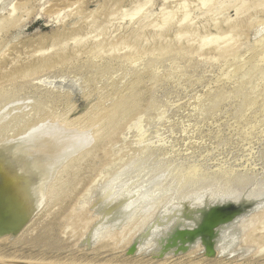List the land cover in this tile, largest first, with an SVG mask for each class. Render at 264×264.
<instances>
[{
	"label": "rangeland",
	"instance_id": "obj_1",
	"mask_svg": "<svg viewBox=\"0 0 264 264\" xmlns=\"http://www.w3.org/2000/svg\"><path fill=\"white\" fill-rule=\"evenodd\" d=\"M216 21H218V22H216ZM252 21H254V22H252ZM255 22L257 24H254ZM258 22H260V23H258ZM248 23L251 24L250 27H249ZM263 23H264V0H0V88L4 87V86L8 87L7 86L8 84L10 86L14 83H24L25 79H28L26 81H28L30 83L31 80L29 81V78L31 79L32 75H30V74H32V73H33L34 77H35V75L38 77V78L37 77L32 78L34 80V81L32 80L33 84L34 83H40V84L46 83V84L52 85V84L56 83L54 85V87L56 86L57 88L58 87L60 88V87H62V85H64L67 82V80H63V82H62L61 79L51 78V76L52 75L56 76V74L59 73V70H60V68H62V66L70 65V62L73 64L75 62V59L78 56L79 57L81 56L83 58L86 56V54L90 50H92V49L97 50V49H100V47H102V46H103V48L100 49V52H102L103 54L105 53V55H107V54L111 55L115 52L114 53L115 55L117 53H120V54H117L118 56L120 55L119 57H121V55L123 57H125V55H126V57H127L128 54H133V53L134 54H136V53L141 54L142 51H143V53H148L149 51H150V53H152L151 51H154L160 47H163L164 44H166L165 46H169L171 43H173V44H171V47L175 46L174 48H182V46L183 47L185 46L184 48L190 49V47H191L190 50L185 49V52L188 53L189 59H191V58L194 59V60L191 59L192 63L189 65V67H187L188 65L184 64V62H181L182 65L179 64V66L181 65L182 67H184L186 65L184 67V71H183L186 74L182 72L183 68L181 66H180L181 68L179 66H178L179 68L177 67L179 70L176 69L175 71H172V73H171L169 71L167 63H166V66L163 65V66H160L158 69H155V70H157L155 73L158 76H160L159 77L160 79L158 78V80L156 82L153 80L154 84H153L152 80L150 81V78L146 77L145 78L146 80L144 79L145 82L143 81L142 84L139 86V88L142 86H143V88H140L141 90L140 89L137 90V93H135V95H134L135 99H134L133 95H131L133 98H131L132 100L130 99L128 101V102H130L129 106H128V102H126L127 105L125 104L124 111L122 113L120 112L124 116H122L120 113L117 114V112H115V110H114L115 108L113 105H114L116 99L114 100L115 95L112 96V93L115 94V92H114L116 90L115 88L120 87L126 81V79H124L126 77L122 76L121 73L119 75L122 77L117 76V75L115 77H117L116 79H118V80L121 79L122 83L119 81L120 82V84H119L118 80H116L118 82V85L116 82H115L116 84L114 85L113 84L114 81L112 80L113 82L110 81L109 87L104 86L105 90H102V89H104V88H102L103 87L102 85H104V83L99 84L97 87L91 86V87L85 88L84 86L82 87L79 84V81L77 78H75L73 76H71L72 78H69L68 83H66L67 86L65 85V87H67V89H68V84H69V87L71 86V89L74 91L73 93L75 95V97L71 101L72 102L71 105H73V103H75L76 106L78 107V108L77 107L75 108L74 107L75 104H74L73 108H75V109H73V112H71L72 114H70V117L71 118H75L76 116L79 117L83 114L84 111H86V113H88L90 111L89 113L93 114V115H90L88 113V115H89L88 116L84 112L87 116H84V117L82 116L83 119L86 117L89 118L90 116L94 117V114L96 115V114L101 112L99 108H101L103 111H105L106 106H108L106 112L108 111V113H110L109 110H113V112H115V114H113V113L111 114V118L113 117V119H112L113 121H111V123L109 122L112 126L110 124H108V126L110 128L111 127L112 128L111 129L107 128L108 131H111V132H107V134L105 136L106 139L105 138H104L105 140L103 139L104 143H102L103 142L102 141L100 143L101 145L96 146V148L94 147L95 149L92 148L93 151H92V149H90L87 151V153L83 154L82 155L83 157H81V159H79L76 162L78 164H75L72 167L73 170L70 168L71 171L69 170L67 175H65L64 177L61 178L60 182L56 185V190L54 191L53 199L55 201L52 200L47 206H44V207H42V209L38 210L39 211L38 213L35 212V214L29 213V212H27V214H26V212H23L24 214H22V212H21L20 214L22 216L20 214H17L16 215L17 217L14 216L11 218L12 221L8 220L6 222L4 220V217H2V215H0V217H1L0 221L2 219V222H4V224L3 223L0 224V233H1V231L4 230L1 233L2 235L1 234L0 235H1V237L4 236L5 238H7L9 236L7 239H5L4 237L3 238L0 237V240L4 239V240H2L3 242L0 241V243L2 244V245H0V248H1L0 253L5 251L3 254L0 255L1 256L0 258L5 260V261L0 262V264H2V263H4V264H19V263L20 264H25V263L31 264L32 261H33V263H35L34 262L35 260L38 261V262L36 261L38 264L39 263L41 264L42 262H40V261L42 258L44 259V262H45V263L43 262L42 264H47V263L50 264V262H51V264H53V263L54 264H63V263L64 264H70L68 262H72V264H78V262H80L79 264H85V263L86 264H92V263L93 264H96V263L97 264H104L106 261L112 262V261H116L120 257H121L120 259H123V258L125 259V258H128L130 256H133V257H139L140 256V257H145V258H147V257L148 258H157L158 256L159 257L161 256L160 254L159 255L155 254L157 252V249H158V251L159 250L161 251V248H158L160 246L159 245L160 243L158 241L159 239L157 240V238L162 237L159 235L160 234L163 235L167 231L169 232L168 229H171L172 226H174L172 219L175 223L177 222V220L179 221V219H180L178 213H175V211L179 210V207H178L179 203L175 200L176 196H177L176 199H178V197H180V198L185 197V199H188L190 201H193V200L195 201V199H196V201H199L201 198L204 199V198H208V197H213L215 195L217 196L220 194H224V192L227 189L228 190L226 191V193H229V192L230 193H232V192L239 193V191H240V194L241 193L243 194V193L249 192L250 190H252L254 188H257L256 189L257 191L259 190V191L264 192V182H263L264 181V163H263L264 162V128H263L264 127V113H256L255 110L257 111V109L250 107V108H248L249 112H250V110L252 112L249 113L248 109H247V111L244 114L245 118L243 117L242 120L237 119V113L234 110L237 109V107L239 105L238 103L241 102L242 97L240 95H237L238 97H236L233 93L237 89L236 88L237 87L236 79H240V78L245 79L246 76L244 74L242 76V74H241V75H239V77L237 76V78H234L233 77L234 75L232 72L235 69V65L236 66L242 65L245 62L244 60H247V58L252 57V55H254L256 53V51H257L256 46H258L260 44L261 40L264 38L261 36L262 34L264 35V30L262 29V28H264V26L263 25L261 26V24H263ZM240 27H241V29H240ZM260 27H261V29H260ZM259 32H260V34H258ZM167 43H170V44L167 45ZM139 45H140V47H139ZM147 47H149V48L152 47L153 49L152 48L149 49ZM230 48H232V49H230ZM233 49L235 50V52L238 55L234 52ZM192 50H194V51H192ZM230 50L233 51L235 55L232 53L230 54V52H231ZM130 51H132V53H130ZM190 51L192 53L194 52L195 55L193 53V56H190V55H192V53ZM227 51H229V56L225 58L224 55L228 54ZM249 51H250V53H249ZM150 53H148V54H150ZM222 53H223V55H222ZM252 53H254V54H252ZM123 54H125V55H123ZM220 54H221V57H220ZM61 55H63V56H61ZM64 55L65 56L67 55V56L65 57ZM83 55H85V56H83ZM243 56H245V57H243ZM62 57L63 58L65 57L64 60ZM70 57H72V58L70 59ZM81 57L78 59H81ZM123 57H121V58H123ZM48 59H49V61H48ZM53 59H56V60L61 59L62 61L59 62V60H58L57 62H55ZM227 59H229V60H227ZM261 59H259V60L260 61L263 60L262 62L258 61V64H260V66H262L261 63L264 64V59H262V60ZM69 60H72L73 62L69 61ZM241 60H242V62H241ZM66 61H67V63H65ZM43 62H44V64H43ZM46 62L48 64L50 63V65L46 64ZM53 63H54V65H53ZM230 63L232 65H230ZM58 64H60L59 67H58ZM192 64H193V67H192ZM27 66H29V68H27ZM232 67L234 69H232ZM23 68H25L26 71ZM58 68H59V70H58ZM164 68H165V70H164ZM261 68L264 69V65ZM55 69H56V71H55ZM185 69H187V70H185ZM223 69H225V70H223ZM180 70H181L182 74L180 73ZM188 70L190 72H188ZM194 71H195V73H194ZM36 72H37V74H36ZM56 72H58V73H56ZM21 73H22V75H21ZM24 74H27L28 77L30 75V77L28 78L26 76L27 78L25 77V79L23 80L22 76ZM41 75L42 76L44 75V76L42 77ZM224 75H225V77H224ZM252 75L251 76L249 75L250 77L248 76L249 78L247 77V79H246L247 82L249 81L246 91L251 93V94L246 93V95L251 96L250 98L255 97L259 93V90L263 87V83L261 80L262 76L261 77L259 76V75H261L260 71H259V73H257V74L253 73ZM13 76H14L15 80H13ZM187 76H189V78ZM251 77H252V79H251ZM233 78H234V80H232ZM122 79H123V81H122ZM197 79H198V81H197ZM22 80L24 82H22ZM48 80H50L51 82ZM14 81H16V82H14ZM10 82H11V84H10ZM70 84H72V85H70ZM107 84H109V83L107 82ZM111 85H113L114 87L116 86V87L114 88ZM256 85L257 86L261 85L260 86L261 88L257 87ZM94 87H95V89H94ZM110 87H112L113 89L112 88L110 89ZM217 87H219V92L220 91L221 92L222 91H224V92L228 91L227 93L229 94V96H228V99L226 98L224 103H222L223 105L222 104L220 105L219 110L216 111V114L215 113L211 114L212 118L210 117L209 114H208L209 116L207 117L206 113H205L206 114L205 115L204 112H201V111H203V109L205 107L203 108L204 104L202 105V103H200V102H202V98H204V95H206L208 93H212V91H213L212 89H214L213 92H217V89H218ZM88 88H90V89H88ZM96 88H98L99 90ZM255 88H257V90L259 88L258 92L256 91ZM84 89H86V90H84ZM92 89L95 91H93ZM250 89H252L253 91L251 90L252 91L251 92ZM108 90L111 91L112 93L109 92ZM112 90H114V91H112ZM90 91H92L95 94V96ZM96 91L100 92L99 95H101L103 93L104 94L101 96H98V94H96L97 93ZM138 91H140L141 93ZM84 92H86L88 95ZM90 93H91V96H90ZM202 93H204V94H202ZM81 94H83L84 96H82ZM137 94H139V95L137 96ZM231 94L234 96L232 97ZM254 94H255V96H252ZM85 95H87V96L85 97ZM107 95H109L108 98H107ZM93 96H94V98H93ZM163 96H164V98H163ZM200 96H201V100H200V98L196 99V97H200ZM84 97H85V99H84ZM105 97L108 100H110L111 102L106 100ZM98 98H99V100H98ZM101 99L106 100V101H103ZM85 100H87V101H85ZM96 100H98V101H96ZM198 100H199V102H197ZM99 102H101L103 104V106ZM112 102H113V105L111 104ZM153 103H154V105H153ZM157 103H159V104H157ZM199 103L201 104V106ZM205 103H207V102H205ZM100 105L104 108H102ZM109 106H112V107L109 108ZM151 106H153L152 108H154V109H152V108L149 109V107H151ZM154 106H157V107H154ZM221 106H222V108H221ZM234 106H236V108ZM86 107H88V109H87L88 111L85 110ZM196 107H198V108H196ZM94 108L96 110H94ZM220 108L222 109V111ZM98 109H99V112L97 111ZM147 109H148V111L150 110L152 113H153V110H155V112L153 113V114H155V117L153 116V114H150V112L148 113L147 116L149 117V115H152L149 117V119H151V121L155 120L156 122L150 121L151 123L149 122L148 129L147 128H143L145 130L140 129V133H139V130L136 129V131H135V128H133L132 125L135 121L134 120L135 118L137 119V117L143 116L142 113L144 114V113L148 112V111H145ZM196 109L199 110L201 112V114H200V112L198 113V111ZM252 109H254V110H252ZM92 110H94L93 111L94 113L92 112ZM193 111L195 112V114L193 113ZM196 111L198 113V116H197ZM226 111H227V113H226ZM219 112H220V114H219ZM217 113H218V116H217ZM234 113H236V117L234 116ZM103 114H105V113L103 112ZM116 114H117V116H120L117 119H116V117H117ZM138 114H140V115H138ZM189 114L192 116V118H194L196 116L195 118L197 120L194 118L195 119V122H194V119H192V118L188 119V118H190ZM158 115H161L162 117H160ZM204 115L206 116V118L210 117L208 119L209 121L205 118ZM248 115L250 117H248ZM164 116H165V118H164ZM96 117H97V115H96ZM198 117H200L199 119H202V117H203V118H205L204 120H207V121L203 122L204 120L202 119L201 121L203 122V124H201L202 123L201 121L198 122V120H199ZM114 118L118 121V123H117V121H115ZM131 120L132 121L134 120L133 123ZM247 120H249L250 122L247 123ZM183 121L185 123L187 121L188 122H187V124L183 125V123H184ZM189 121H191V123L193 122V124H190ZM196 121L199 124V125L197 124V126H196ZM112 122H113V124H112ZM181 122H183V123H181ZM259 122H261V123H259ZM121 123H123L124 125ZM128 123L132 127V129L134 130V131L132 129L130 130L131 127L128 125L129 127H127V128L130 130L131 134L128 133V130L125 127V126H127ZM152 123H153V125H151ZM254 123H255V125H254ZM181 125H182V127L180 128ZM190 125L191 126L193 125L194 131L191 129ZM202 125H204L205 127ZM245 125H246V127H244ZM183 126H185L186 128L185 127L183 128ZM158 127H160V128H158ZM174 127H175V130H174ZM198 127H200L202 130ZM202 127H204V129ZM149 128H151V130H149ZM171 128H173V130ZM176 128H178V129H176ZM246 128H247V130H246ZM181 129L183 131L186 130V131H184L185 133ZM187 129H188V131L192 130L193 131L192 134L189 133L190 131L188 132ZM196 129L198 130V132H196L197 131ZM146 130L147 131L149 130V132L145 133ZM180 131H182L183 133ZM176 132H178V133H176ZM186 132H188L189 134ZM134 133H136V134L138 133L140 136L138 134H137L138 135L137 136ZM149 133H152V135H154V136L150 135ZM154 133L157 134L160 139L157 137V135L155 136ZM193 133L194 134L198 133L199 136L201 133V136L202 137L204 136V138L202 139L201 136L200 137L197 136L198 134L193 135ZM132 134H134L136 136H133ZM186 134L189 137L186 136ZM243 134H244V136H243ZM111 135H112V137H111ZM252 135H253V137H252ZM146 136H148V137H146ZM149 136L152 140H154V139L155 140L152 141L151 139H148ZM192 136L195 138H193ZM245 136H247V137H245ZM140 137L141 138L145 137V138H143V140L147 139V140H149L148 141L149 143L146 140L142 141V139H140ZM153 137H155V138H153ZM156 137L158 139H156ZM183 137H185L184 140H183ZM220 137H221V139H220ZM164 138L166 139L165 141L163 140ZM172 138H174V140ZM189 138H191L190 141H189ZM248 138H249V140H248ZM169 139L173 141V144L170 143ZM179 139H180L181 143L179 142ZM150 140H151V142H150ZM159 140L161 141L160 142L161 145L163 142L165 143V144L163 143L164 146L163 145L161 146L159 144ZM175 140H176V142H175ZM185 140L189 143H187ZM242 140L243 141L245 140V141L243 142ZM141 142H143V143H141ZM146 142H147V144H145ZM185 142L187 144V147H188V145L191 146V145L195 144L194 146H191L192 149L197 148V145H199L200 146V147H198L199 149L204 148L205 150L206 149L207 150L206 151L204 149L199 150L197 148L198 152H199L198 153V152H196L197 149H195L196 151H193L194 149L192 150L191 147L190 148L188 147L189 149L192 150L191 151L187 147H185V145H186ZM175 143H177L176 144L177 149H176V147H174V146H176V145H174ZM182 143H183V145H182ZM148 144H149V146L152 145V146H150L149 149L153 150L154 152H155V150L159 149V147H160V150L162 149L163 154L161 153L160 150H157L158 152L154 153V155L155 154L156 155H155V157L152 158L153 164H154L155 160H157V162L159 160H161V162H162L163 157L166 156V158H171V159L174 158L172 160H174L175 162L173 161L171 163H175V165L179 161L178 165L174 166V164L171 165V163H169L170 161L167 162L168 159L164 158L163 159L164 162H162V163L163 164L167 163L166 165H168V163H169V167H171V168H172V166H173V168L174 167L177 168V166H178L177 170L181 171V169L183 168V167L181 168V166L187 167V165H188L190 170L187 169L188 167L187 168L185 167V168L189 172L191 171L190 173L189 172L187 173L186 169H182L183 173L181 171V174L179 173L180 171L177 172L180 174L179 175L181 177L180 180L183 181V178H184L185 183H186V181L190 180L192 176H194V172L196 171L195 166L198 164L197 168H196L197 170H199L198 167H200V170H202L201 172L203 174L207 171L204 174L205 176H203V177L201 176L203 179L201 178V180H199V178H198L199 181L203 180L202 181L203 183L199 182L198 180L196 181V178H197V176H196V177H193L194 180H192V181L194 182V184H197V185H194V184L192 185L191 180H190V183H188L189 181L187 182L188 185L190 184L189 187L187 184H185L186 188L184 187V185L179 187V190H183L182 195H180L182 193V191H181V193L180 192L176 193V189L172 188V187H171L172 190H169L170 192H167L168 190L164 191V192H167L169 194L168 195L166 193V197H164L165 193L164 194L161 193L160 194L161 196L160 195H157V196L154 195L155 199L157 197V199L154 200V202L157 201L156 204L159 205L160 208L155 204H154V206L152 205L153 200L146 202V204L148 203V205L145 204L146 205L145 206L143 204L145 207H143V205L140 206L141 208L143 207L146 211L145 210L140 211L142 209L139 208L140 209L139 210L137 208L139 211V215H138L137 209H136V212L133 213V214L137 213L136 215H134L135 222L132 220V218L131 219L128 218V220H127L128 223L125 220L123 222V224H121L123 226L118 224L119 229L117 228L118 225L115 226L114 228H112L113 226L107 225L109 227L107 231H109V229H111L109 231L111 233L113 230V233L109 234L108 232H105L107 229L106 228L107 226H105V225L102 226L105 222V221L103 222V220H104V218L102 217L103 213H101V211L100 212L95 211V210L100 209L99 204H98V202H99L98 196H100V193H101L100 191H102V189L105 188V185H106L105 182L107 181V179L114 177L117 174V171H118V169L116 170V168L118 167L117 162L119 165V163H123L122 162L123 159H124L123 161L126 163V162H129L130 160H132L133 155H135V156L139 155L140 156V154L142 152H144V150L147 149V147H149ZM165 145H167V146L169 145L170 147L172 146L171 148L174 147L175 148V149L173 148L174 151L170 147H168V149L170 148L171 150L170 149L168 150ZM179 145H181L182 147ZM206 145H207V147H206ZM153 146H155L156 148ZM121 147H122V149H124V148L125 149L122 150ZM178 147L179 148L181 147L182 150L185 148L184 152L182 153L181 148H180V152H179ZM117 148H119L122 151L121 152L119 150L120 155H123L121 158L124 157L120 161H118V159H116V157H115L117 155L116 151H118ZM164 148H166V149H164ZM212 148H213V150H212ZM215 149H217V150H215ZM110 150H111V152L109 153ZM202 151L204 152L205 155L201 153ZM209 151H211V152H209ZM168 152H170V153L172 152L171 157H170ZM174 152L176 153V155H174L175 154ZM193 152L195 154L197 153L195 155L197 157L194 156ZM207 152L211 153V155L209 156V154H206ZM124 153H126V155ZM188 153H190V155L194 161H196V159H198V162L197 161L194 162L193 160L191 161L190 160L191 157ZM131 154H132V157H130ZM177 154L180 157L182 155V158H184L185 161L182 158H180L182 160H180V159L177 160L179 158V156ZM184 154H185V156H184ZM202 155H203V159L201 158ZM176 156H177V159H175ZM188 156L190 159H188ZM198 156L200 158H198ZM233 157H234V163L232 162ZM128 158H130V160ZM204 159H205V161H204ZM125 160H127V161H125ZM165 160H166V162H165ZM188 160H189V162H188ZM186 161L189 164H192V163L193 164L189 166V164ZM190 161H191V163H190ZM112 162H113V164H112ZM114 162H116V163H114ZM149 162L152 163L151 159ZM180 162H182V164L183 163L184 164L182 165ZM231 162L233 163V167H232ZM209 163H210V166H208ZM201 165L203 168L201 167ZM220 165L222 167H220ZM225 165H227L228 167H231V168L228 170V167ZM122 166L123 165H121V167ZM191 167H192V169L193 168L194 169L192 170ZM206 167H209L210 170L209 169L207 170ZM224 167H225V169H224ZM226 167H227V169H226ZM176 168H174L173 173H175L177 171ZM233 168H235L237 171H235V169H233ZM226 170H227V172L230 171V173H232V171H233V174H231L229 177H227L228 179L226 177L224 178V176L221 174V172L223 173V171H226ZM114 171L116 172L115 175L113 174ZM102 172H104V173L102 174ZM214 172L216 174H218L219 176L216 175ZM146 173L147 172H145L144 174H146ZM207 173H209V174L214 173L215 174L213 181H212L213 176H211L209 178V175ZM234 173H235V176H234ZM182 174L185 176L183 177ZM188 174H190L189 175L190 178L187 177ZM206 175H207V177H206ZM220 175H221V177L223 176L222 177V178H224L223 180H221L222 178L220 177ZM109 176H111V177H109ZM242 176H243V179H242ZM254 176H255V178H254ZM97 178H99V179L97 180ZM216 178H218V179L220 178V179L218 180ZM247 178H249V179H247ZM102 180L104 181V183ZM220 180H221V183L219 182ZM224 180L226 182H224ZM195 181H196V183H195ZM236 181H237V183H236ZM216 182L217 183L219 182V183L217 184ZM102 184L104 187L102 186ZM231 185H233V186H231ZM92 186H94V187H92ZM97 187L98 188L101 187L102 189L101 188L99 189L100 190V191H98L99 195L96 198L97 193H95V192H96V190H98ZM91 188H93V189H91ZM222 189H224V190H222ZM219 191H221L223 193H221V192L219 193ZM213 193L215 195H213ZM187 194H189L190 196L186 198L185 195H187ZM199 194L200 195L206 194V195L204 197V196H200ZM170 195H171V197H169ZM92 197H94V198H92ZM167 197H169V198H167ZM173 197H174V199H173ZM91 198H92V200H90ZM87 199H89V200H87ZM95 199H97L98 205L94 203V202H96ZM171 199L175 203L173 205L169 206V204H172ZM158 200H161V201L158 202ZM162 200H164V201H162ZM165 200H166V202H165ZM91 201L93 202V205H96L98 207L95 208L93 205H91L90 204ZM161 202L162 203L165 202V203L162 205ZM149 203L154 208L157 206L156 208L158 210L156 211V208L153 209L149 205ZM167 205L169 207V213H167L168 212ZM165 206H166V208H165ZM173 206H174V208H173ZM263 207H264V205H263ZM263 207H261V209H258L257 212L253 211V214L251 213L252 215H249V217L244 219L245 222L241 221L238 224L241 226L243 224L242 227H244V228L241 227L242 231L239 228L240 226L238 227V225H237V228H239V230L235 227L236 229L233 230V231L237 230L236 233H234L235 236H236L237 232L239 231L238 232L239 234H237V236H236L237 238L233 237L234 234L232 233L233 231L231 229V233H229L230 237L228 236L225 241L229 242V244L233 245V246H229V244L225 242V244H223L222 248H221L223 252L220 249L219 250L220 252H218L220 256L217 254V256L219 258H222L225 260L227 259L229 261H236L237 260V261H240L241 263L243 262V264H245L246 262H247L246 264H249V262H250V264H253V263L263 264L264 263L263 262L264 261V208ZM44 208H46V209H44ZM171 208H173V209H171ZM152 209L155 211H151ZM161 209H164V210L161 211ZM148 210L150 212H148ZM171 210L172 211L175 210V211L172 212ZM158 211H160L161 214L158 213ZM163 211H166V212H163ZM69 212L72 214H70ZM140 212H141V214H140ZM143 212H144L143 217L145 216L144 218L146 219L145 221L142 217ZM156 212H157V215H156ZM145 213H147L149 215H147V214L145 215ZM30 214H32V216L38 220L35 221V219L34 220L32 219L33 222H32V220L30 221V219H31L29 217V216H31ZM36 214L38 217L36 216ZM38 214H40L41 216ZM76 214H78V216ZM95 214L97 215V217L95 216ZM151 214H153V215H151ZM67 215H69L67 217L68 219L66 218ZM98 215H101V218L103 220L102 219L100 220V216L98 218ZM150 215H151V218H150ZM163 215L165 216L164 218H163ZM173 215L175 217H173ZM75 216L76 217L84 216L82 218L84 223L82 222V219H80L81 217L78 220V218H76V219L74 218ZM166 216H167V218L169 217V219L171 221L169 219H165ZM131 217H133V216H131ZM135 217H136V219H135ZM138 217H139V220H138ZM159 217H160V219H159ZM161 218L163 219L162 223L159 222V221H161ZM174 218L176 219V221L174 220ZM19 219H21V220L24 219V220L21 221ZM69 219H72V220L74 219L73 220L74 222L72 223V220L70 221ZM96 219H98V221ZM156 219H158L159 221L157 220L158 221L157 222ZM16 220L19 221L18 223H20V225H17L18 223L16 224V222H17ZM63 220H64V223H63ZM75 220H77V222H79V221L80 222L78 224H74V223H76ZM150 220H152V221H150ZM67 221H69L70 224ZM169 221H170V223H169ZM21 222L23 224H21ZM25 222H26V224H27V222L29 224L25 225ZM98 222H100L99 226L97 224ZM101 222H102V224H101ZM131 222H132V224H131ZM163 222L165 224H168V223L169 224L165 225V224H163ZM7 223L9 226H11L12 223H14L15 225L12 224L13 226H11V228H10L8 225H6ZM66 223L68 225L65 226ZM71 223L74 224V227L71 226L72 225ZM85 223L88 225H84ZM171 223H173V225ZM95 224H96V226H95ZM125 224H127V225H125ZM153 224H155V225H153ZM161 224H163L162 226L164 228H167V229H164V228L161 229L162 228L160 226ZM2 225H4V227ZM21 225H22V227H24V225H25V227L21 228ZM80 225H81V228L79 227ZM1 226L4 229H2ZM5 226L8 227L7 230H5L6 229ZM67 226H68V228H67ZM75 226L77 227L78 230L80 228L79 232H78V230L74 231L76 229ZM157 226H158V228H157ZM168 226H169V228H168ZM170 226H171V228H170ZM94 227H97V228H95V231L92 229ZM149 228H151V229H149ZM155 228H157V229H155ZM159 228H160V230H162V232L159 231ZM96 229L101 230V231L103 230V232L106 234H104L103 232L98 233ZM114 229L117 232H115ZM152 229H153V232H151ZM22 230H23V233L21 232ZM5 231H7V233ZM16 231H18V232H16ZM90 231H91L92 235L90 234ZM154 231L157 233L155 234ZM8 232H9V234H10V232H11V234L12 233L13 234L12 235L10 234L11 235L10 236V235H8ZM75 232H77V233H75ZM145 233H146V235L147 234L150 235L153 233L152 235L153 236L155 235V236L152 238V235H151V237L149 235L146 236ZM94 234L96 236L98 235L97 238ZM99 234L101 235V238L99 237ZM102 234H103V238H102ZM143 234H144V238H143ZM157 234H158V237H157ZM89 235L91 237L93 235L95 236V238H94V236L92 238H90V241H92V242H90L88 240ZM231 235H232V237H231ZM13 236H16V238L13 239ZM86 236H88V237L86 238ZM140 236H142L143 239L142 238L140 239ZM146 237H147V240H146ZM8 239L11 241H8ZM85 239H87L88 242H90V243L85 245L86 244L85 242H87V240H85ZM93 239L94 240L97 239V240H95V242H94ZM98 239H99V241H98ZM142 240H144V241H142ZM234 240H236V242H234ZM148 241L152 242L151 246L156 241V245L158 244V246L156 247V245H154L155 247L154 246L150 247V242H148ZM140 242H141L142 246L140 245ZM145 242L147 243L146 245H145ZM231 242H232V244H231ZM233 242L236 243L237 245L236 244L234 245ZM134 243H135V245H134ZM91 244H92V246H91ZM136 244L140 245V247L137 246ZM148 244H149V247L147 246ZM143 245L145 246V248L148 247V250H147L148 252H149V249H151V251H150L151 253L146 252V250L143 251V248H144ZM227 245L229 247L226 248ZM223 246H224V249H223ZM235 246H236V248L233 249L232 247H235ZM130 247L133 249H131ZM138 248H140V249L138 250ZM229 248L231 249L230 251L224 252L227 249L229 250ZM236 250L238 251L237 253H236ZM138 251H140V252L138 253ZM204 251H205V249H203V248L202 249H196L195 252H198L196 254V258H202V256L205 254ZM221 252L223 254H221ZM229 252L232 254H228ZM144 253H146L145 256H143ZM157 253H159V252H157ZM150 254H152V255H150ZM161 254H163V253H161ZM224 254H226V255H224ZM234 254H236V255H234ZM75 255L78 257H76ZM101 255H102L103 259H102ZM221 255H224V256H221ZM22 256H24V257H22ZM68 256L70 258L71 257H75V258H71L72 261H70V258ZM79 256H83V257L87 256V257H85L84 260H82V258H83L82 257L81 258L82 263H81ZM89 256H91V257H89ZM31 257L34 260H32ZM98 257L101 258L103 261L101 259H98ZM113 257H115V259ZM15 258H16L17 262L15 261ZM36 258H38V259H36ZM106 258H107V260H106ZM7 259L9 261L10 260L12 261V259H13V261H12L13 263L11 261H10L11 263L10 262L6 263V261L8 262ZM21 259L24 261H22ZM77 259H79V260H77ZM88 259H89V261H88ZM64 260H66L67 263ZM104 260H105V262H104ZM110 260H112V261H110ZM14 261H15V263H14ZM18 261H19V263H18ZM259 261H260V263H259Z\"/></svg>",
	"mask_w": 264,
	"mask_h": 264
},
{
	"label": "bare ground",
	"instance_id": "obj_2",
	"mask_svg": "<svg viewBox=\"0 0 264 264\" xmlns=\"http://www.w3.org/2000/svg\"><path fill=\"white\" fill-rule=\"evenodd\" d=\"M262 19V18H261ZM263 21V20H262ZM216 22H218V21H216ZM250 22V21H249ZM252 22H254V21H252ZM251 23V22H250ZM250 23H248L249 24V27H250V25L252 24H250ZM258 23H260V22H258ZM217 24V23H216ZM254 24H257L256 22L254 23ZM264 26V23L263 24H261V26ZM247 26V25H246ZM243 28V27H242ZM259 28V27H258ZM240 29H241V27H240ZM260 29H261V27H260ZM259 29V30H260ZM263 30H264V28H262ZM262 31V30H261ZM258 34H260V32L258 33ZM262 37H264V35L262 34L261 35ZM260 36V37H261ZM136 39V38H135ZM260 42V41H259ZM258 42V43H259ZM166 43V42H165ZM170 43H167V45H169ZM171 44H173V43H171ZM171 44L169 45V46H165L166 44H164L163 45V47H160V48H158V49H156V50H154V51H151L152 53H150V51L148 52V53H150V54H148V53H143V51H142V53L141 54H139V53H136V54H128V56L126 57V53L125 54H123V55H125V57H123L122 55H121V57H123V58H121V57H119L117 54H120V53H117L116 55L113 53V54H107V55H105V53L103 54L102 52H100V49L101 48H103V46L102 47H100V49H95V50H90L87 54H86V56L85 55H83V56H85V57H81V59H78V58H80L79 56L75 59V62L72 64L71 62H70V65H64V66H62V68H60V70H59V68H58V70H59V73L58 72H56V73H58V74H56V76L55 75H52L51 76V78H56V79H61V81L63 82V80H67V82L66 83H68V80H69V78H72L71 76H73V77H75V78H77L78 79V81H79V84L83 87H85V88H87V87H91V86H95V87H97L99 84H103L104 83V85H102L101 87L102 88H104V86L105 87H109V85H110V81L111 82H113V84L115 85L116 83H117V85H118V82L120 81L121 82V79L120 80H118V79H116L117 77H115L116 75L117 76H120L119 74L121 73V75L122 76H124V77H126V78H124V79H126V81H125V83H123L120 87H114L113 85H111V86H113L115 89V91L114 90H112V91H114L115 92V94L114 93H112L111 91H109V92H111L112 93V96H114V100H115V103H114V105H113V102L111 103L113 106H114V110H115V112H117V114L118 113H122L123 111H124V108H125V104H126V102H128L131 98H133L134 97V99H135V93H137V90H139L140 88H143V86L142 87H140L139 88V86L142 84V82L144 81V79L147 77V78H150V81L152 80V82H153V84H154V81L156 82L157 80H158V78L160 77V76H158L155 72L157 71V70H155V69H158L160 66H163V65H165L166 66V63L168 64V68H169V71L172 73V71H175L176 69H178L182 64H181V62H184V64H187L188 66L187 67H189V65L192 63V61H191V59L192 60H194L193 58H191V59H189V56H188V53H186L185 52V49L186 48H184L183 46H182V48H174V47H171ZM175 44V43H174ZM98 45V44H97ZM178 45V44H177ZM258 45V44H257ZM101 46V45H100ZM158 46V45H157ZM181 46V45H180ZM139 47H140V45H139ZM144 47V46H143ZM156 47V46H155ZM257 48H256V53L254 54V53H252V54H254V55H252V57H250V58H247V60H244L245 62L242 64V65H239V66H236L235 65V69L232 67V69H234L232 72H233V77L234 78H237V76L239 77V75H241L242 74V76H243V74L246 76V78L245 79H243V78H240V79H236V84H237V89L234 91V95L236 96V97H238L237 95H240L241 97H242V100H241V102L240 103H238L239 105H238V107H237V109L236 110H234L236 113H237V119H240V120H242V118L244 117L245 118V116H244V114H245V112L247 111V109L248 108H250V107H253V108H256L257 109V111L255 110V112L256 113H264V69H262L261 67L264 65V64H262L261 63V65L262 66H260V64H258V61H260L259 59H264V38L261 40V42H260V44L258 45V46H256ZM116 48V47H115ZM142 48V47H141ZM147 48H149V47H147ZM150 48H152V47H150ZM149 48V49H150ZM140 49V48H139ZM153 49V48H152ZM190 49H191V47H190ZM190 49H186V50H190ZM230 49H232V48H230ZM134 50V49H133ZM234 50V49H233ZM255 50V49H254ZM117 51V50H116ZM192 51H194V50H192ZM231 51V50H230ZM237 51V50H236ZM118 52V51H117ZM191 52V51H190ZM228 52V54H225L224 56H225V58L226 57H228L229 56V51H227ZM226 52V53H227ZM234 52H235V50H234ZM234 52L233 51H231L230 52V54L232 53V54H234ZM130 53H132V51H130ZM192 53V52H191ZM194 53V52H193ZM193 53H192V55H190V56H193ZM236 53V52H235ZM249 53H250V51H249ZM237 54V53H236ZM248 54V53H247ZM194 55H195V53H194ZM222 55H223V53H222ZM235 55V54H234ZM233 55V56H234ZM238 55V54H237ZM61 56H63V55H61ZM60 56V57H61ZM65 56V55H64ZM67 56V55H66ZM65 56V57H66ZM223 56V57H224ZM64 57V58H65ZM203 57V56H202ZM220 57H221V54H220ZM222 57V58H223ZM231 57V56H230ZM243 57H245V56H243ZM63 58V57H62ZM64 58H63V60H64ZM72 57H70V59H71ZM75 58V57H74ZM73 58V59H74ZM218 58V57H217ZM236 58V57H235ZM243 59V58H242ZM261 59V60H262ZM55 62H57L58 60H59V62L60 61H62L61 59H58V60H56V59H53ZM219 60V59H218ZM217 60V61H218ZM227 60H229V59H227ZM226 60V61H227ZM48 61H49V59H48ZM51 61V60H50ZM69 61H72V60H69ZM68 61V62H69ZM232 61V60H231ZM263 61V60H262ZM262 61H260V62H262ZM45 62V61H44ZM44 62H43V64H44ZM73 62V61H72ZM186 62V63H185ZM241 62H242V60H241ZM65 63H67V61L65 62ZM214 63V62H213ZM46 64H48L47 62H46ZM179 64H181L180 66H179ZM220 64V63H219ZM48 65H50V63L48 64ZM52 65V64H51ZM53 65H54V63H53ZM56 65V64H55ZM59 65L60 64H58V67H59ZM230 65H232L231 63H230ZM35 66V65H34ZM37 66V65H36ZM43 66V65H42ZM45 66V65H44ZM47 66V65H46ZM60 66V67H61ZM179 66V67H178ZM186 66V65H185ZM184 66V67H185ZM221 66V65H220ZM225 66V65H224ZM31 67V66H30ZM178 67V68H177ZM182 67V66H181ZM180 67V68H181ZM184 67H182L183 68V70H182V72L184 71ZM192 67H193V64H192ZM191 67V68H192ZM205 67V66H204ZM27 68H29V66H27ZM55 68V67H54ZM230 68V67H229ZM24 70H25V68H23ZM43 69V68H42ZM163 69V68H162ZM30 70V69H29ZM164 70H165V68H164ZM179 70V69H178ZM185 70H187V69H185ZM190 70V69H189ZM188 70V72H190ZM197 70V69H196ZM223 70H225V69H223ZM23 71V70H22ZM26 71V70H25ZM31 71V70H30ZM54 71V70H53ZM55 71H56V69H55ZM259 71H260V73H261V75H259L262 79V83H263V87L261 88L260 86H257V87H259V88H261L260 90H259V88H258V90H259V93L255 96V94L254 95H252V96H255V97H253V98H250L251 96H248V95H246V93H250V92H248V91H246V89H247V87H248V82H247V77L250 75H252L253 73L254 74H257V73H259ZM28 72V71H27ZM168 72V71H167ZM231 72V71H230ZM231 72V73H232ZM245 72V73H244ZM19 73V72H18ZM35 73V72H34ZM40 73V72H39ZM51 73V72H50ZM180 73H181V70H180ZM183 73H185V72H183ZM194 73H195V71H194ZM36 74H37V72H36ZM52 74V73H51ZM50 74V75H51ZM55 74V73H54ZM163 74V73H162ZM168 74V73H167ZM182 74V73H181ZM186 74V73H185ZM16 75V74H15ZM21 75H22V73H21ZM20 75V76H21ZM30 75H32V77H31V79L29 78L30 77ZM29 75V77L27 76V74H24L23 76H22V78H23V80L25 79V77L27 76L28 78H29V81H30V83L28 82V81H26V80H28V79H25V82L22 80V82H24V83H14V84H12V85H10L9 86V84L7 85L8 87H1L0 88V215H2V217H4V220L7 222L8 220H10V221H12V217H14V216H16L17 214H20L21 212H22V214H24L23 212H26V214H27V212H29V213H34L35 214V212L36 213H38L39 211L38 210H40V209H42V207H44V206H47L52 200H54L53 199V195H54V191L56 190V185L60 182V180H61V178L62 177H64L65 175H67V173L69 172V170H70V168L72 169V167L75 165V164H78V163H76L79 159H81V157H83L82 155L83 154H85V153H87V151L88 150H90V149H92V148H96V146H98V145H101L100 143L103 141V139L105 138V136H106V134H107V132H111V131H108V129L110 128L109 126H108V124H110L111 123V121H113L112 119H113V117L111 118V114L113 113V114H115V112H113V110H109L110 111V113H108V111L106 112V110H107V107L108 106H106V110L105 111H103L101 108H99L100 109V111L102 112H104L105 114H103V112L100 114V113H98V114H96L97 115V117H96V115L94 114V117H86V118H82V116L84 117V116H87L88 115V113L90 112H88V113H86V111H84L83 112V114L81 115V116H79L78 114V116L79 117H75V118H71L70 117V114H72L71 112H73V109H75L77 106H76V104L75 103H73V105H71V101L73 100V98L75 97V95H74V91L71 89V86L69 87V84H68V89H67V87H65V85H66V83L64 84V85H62V87H54V85L56 84H52V85H49V84H46V83H42V84H40V83H34L33 84V73L32 74H30ZM169 75V74H168ZM227 75V74H226ZM229 75V74H228ZM42 76V75H41ZM44 76V75H43ZM42 76V77H43ZM49 76V75H48ZM122 76H120V77H122ZM164 76V75H163ZM178 76V75H177ZM230 76V75H229ZM244 76V77H245ZM249 76V77H250ZM253 76V75H252ZM255 76V75H254ZM26 77V78H27ZM35 77H37L36 75H35ZM34 77V78H35ZM50 77V76H49ZM188 78H189V76H187ZM192 77V76H191ZM224 77H225V75H224ZM241 77V76H240ZM248 77V78H249ZM17 78V77H16ZM21 78V79H22ZM38 78V77H37ZM183 78V77H182ZM223 78V77H222ZM234 78L232 79V80H234ZM160 79V78H159ZM184 79V78H183ZM182 79V80H183ZM225 79V78H224ZM251 79H252V77H251ZM257 79V78H256ZM13 80H15L14 79V76H13ZM33 80V81H32ZM36 80V79H35ZM53 80V79H52ZM113 80V81H112ZM116 80H118V82L116 81ZM146 80V79H145ZM154 80V81H153ZM222 80V79H221ZM231 80V81H232ZM249 80V79H248ZM258 80V79H257ZM17 81V80H16ZM16 81H14V82H16ZM20 81V80H19ZM48 81H50V80H48ZM59 81V80H58ZM77 81V80H76ZM122 81H123V79H122ZM185 81V80H184ZM187 81V80H186ZM197 81H198V79H197ZM260 81V80H259ZM12 82V81H11ZM11 82H10V84H11ZM18 82V81H17ZM32 82V83H31ZM37 82V81H36ZM43 82V81H42ZM51 82V81H50ZM61 82V83H62ZM71 82V81H70ZM107 82L109 83V84H107ZM116 82V83H115ZM120 82H119V84H120ZM145 82V81H144ZM159 82V81H158ZM230 82V81H229ZM235 82V81H234ZM258 82V81H257ZM58 83V82H57ZM122 83V82H121ZM222 83V82H221ZM261 83V84H262ZM106 84V85H105ZM144 84V83H143ZM156 84V83H155ZM197 84V83H196ZM225 84V83H224ZM235 84V83H234ZM235 84V85H236ZM70 85H72V84H70ZM67 86V85H66ZM224 86V85H223ZM232 86V85H231ZM254 86V85H253ZM252 86V87H253ZM64 87V88H63ZM95 87H94V89H95ZM225 87V86H224ZM250 87V86H249ZM255 87V86H254ZM70 88V89H69ZM73 88V87H72ZM100 88V87H99ZM101 88V89H102ZM112 87H110V89H111ZM218 89H217V92H213L214 91V89H212L213 91H212V93H208V94H206V95H204V98H202V102H200V103H202V105H203V111H201V112H204V114L206 113L207 114V117L210 115V117H211V114H213V113H215L216 114V111H218L219 110V107H220V105L222 104V103H224V101H225V99L227 98L228 99V96H229V94L227 93V92H224V91H220L219 92V87H217ZM82 89V88H81ZM88 89H90V88H88ZM96 89H98V88H96ZM107 89V88H106ZM113 89V88H112ZM231 89V88H230ZM235 89V88H234ZM233 89V90H234ZM256 89V91L258 92V90H257V88H255ZM84 90H86V89H84ZM93 90V89H92ZM99 90V89H98ZM102 90H105V88L104 89H102ZM101 90V91H102ZM141 90V89H140ZM143 90V89H142ZM249 90V89H248ZM252 89H250V91H251ZM77 91V90H76ZM93 91H95V90H93ZM216 91V90H215ZM226 91V90H225ZM253 91V90H252ZM251 91V92H252ZM83 92V91H82ZM81 92V93H82ZM91 93H93L92 91H90ZM97 92V91H96ZM138 92H140V91H138ZM84 93H86V92H84ZM89 93V92H88ZM91 93H90V96H91ZM99 93L100 92H97L96 94H98V96H101V95H103V94H101V95H99ZM141 93V92H140ZM230 93V92H229ZM254 93V92H253ZM252 93V94H253ZM78 94V93H77ZM87 94V93H86ZM94 94V93H93ZM92 94V95H93ZM202 94H204V93H202ZM201 94V95H202ZM251 94V93H250ZM82 96H84L83 94H81ZM80 95V96H81ZM88 95V94H87ZM87 95H85V97L87 96ZM110 95V94H109ZM109 95H107V98L109 97ZM131 95H133V97L131 96ZM139 94H137V96H138ZM234 95H232L231 94V96L233 97ZM78 96V95H77ZM94 96H95V94H94ZM94 96H93V98H94ZM111 96V97H112ZM197 96V95H196ZM85 97H84V99H85ZM104 97V96H103ZM102 97V98H103ZM235 97V98H236ZM83 98V97H82ZM88 98V97H87ZM92 98V97H91ZM101 98V97H100ZM106 98V97H105ZM106 98V100H108ZM137 98V97H136ZM163 98H164V96H163ZM197 98H200V100H201V96L200 97H196V99ZM76 99V98H75ZM112 99V98H111ZM234 99V98H233ZM98 100H99V98H98ZM98 100H96V101H98ZM101 100H103V99H101ZM106 100H103V101H106ZM132 100V99H131ZM151 100V99H150ZM230 100V99H229ZM85 101H87V100H85ZM108 101H110V100H108ZM107 101V102H108ZM158 101V100H157ZM232 101V100H231ZM237 101V100H236ZM240 101V100H239ZM111 102V101H110ZM109 102V103H110ZM156 102V101H155ZM196 102V101H195ZM197 102H199V100L197 101ZM205 102H207V103H205ZM99 103H101V102H99ZM98 103V104H99ZM129 103L130 102H128V106H129ZM167 103V102H166ZM199 103V104H200ZM230 103V102H229ZM74 104H75V106H74ZM92 104V103H91ZM96 104V103H95ZM105 104V103H104ZM110 104V105H111ZM157 104H159V103H157ZM156 104V105H157ZM198 104V103H197ZM206 104V105H205ZM101 105L103 106V104L101 103ZM100 105V106H101ZM108 105V104H107ZM127 105V104H126ZM153 105H154V103H153ZM163 105V104H162ZM194 105V104H193ZM192 105V106H193ZM223 105V104H222ZM73 106L75 107V108H73ZM99 106V107H100ZM101 106V107H102ZM161 106V105H160ZM198 106V105H197ZM200 106H201V104H200ZM95 107V106H94ZM110 107H112V106H109V108ZM153 106H151V107H149V109L150 108H152ZM154 107H157V106H154ZM235 108H236V106H234ZM78 108V107H77ZM98 108V107H97ZM102 108H104V107H102ZM196 108H198V107H196ZM221 108H222V106H221ZM220 108V109H221ZM88 109V107H86V109L85 110H87ZM99 109L97 110L98 112H99ZM152 109H154V108H152ZM195 109V108H194ZM84 110V109H83ZM94 110H96L95 108H94ZM94 110H92V112L94 111ZM197 110V109H196ZM205 110V111H204ZM252 110H254V109H252ZM88 111V110H87ZM96 111V112H97ZM145 111H148V109L147 110H145ZM159 111V110H158ZM198 111V113L200 112L199 110H197ZM197 111H196V113H197ZM221 111H222V109H221ZM220 111V112H221ZM228 111V110H227ZM227 111H226V113H227ZM82 112V111H81ZM144 112V111H143ZM150 112V114H153L154 112H155V110H153V113L149 110L148 112H146V113H142V115L143 116H139V117H137L138 115H140V114H138L136 117H137V119L135 118H133L134 120V123H133V121H132V123H133V128H135V131H136V129H138L139 130V133H140V129L141 130H145V129H143V128H147L148 129V125H149V122L151 121V119H149V117L150 116H152V115H149V117L147 116L148 115V113ZM163 112V111H162ZM201 112H200V114H201ZM220 112H219V114H220ZM248 112H249V109H248ZM250 112H252L251 110H250ZM249 112V113H250ZM94 113V112H93ZM120 113V114H121ZM193 113L195 114V112L193 111ZM198 113H197V116H198ZM232 113V112H231ZM236 113H234V116L236 117ZM81 114V113H80ZM85 114V115H84ZM90 114V113H89ZM100 114V115H99ZM110 114V115H109ZM117 114H116V116H117ZM165 114V113H164ZM205 114V115H206ZM209 114V115H208ZM214 114V115H215ZM254 114V113H253ZM90 115H93V114H90ZM99 115V116H98ZM122 116H124L123 114H121ZM163 115V114H162ZM190 115V114H189ZM204 115V116H205ZM230 115V114H229ZM228 115V116H229ZM256 115V114H255ZM260 115V114H259ZM89 116V115H88ZM113 116V115H112ZM153 116L155 117V114H153ZM158 116H160V117H162L161 115H158ZM195 116V115H194ZM193 116V117H194ZM217 116H218V113H217ZM73 117V116H72ZM96 117V118H95ZM115 117V116H114ZM118 117H120V116H117L116 117V119L118 118ZM188 117V116H187ZM196 117V116H195ZM194 117V118H195ZM201 117V116H200ZM200 117H198V119L200 118ZM209 117V118H210ZM248 117H250L249 115H248ZM263 117V116H262ZM164 118H165V116H164ZM185 118V117H184ZM192 118V116L190 115V118H188V119H191ZM194 118H192V119H194ZM205 118H206V116H205ZM205 118H203L202 117V119L204 120ZM209 118H206L207 120L209 119ZM212 118V117H211ZM214 118V117H213ZM247 118V117H246ZM111 119V120H110ZM115 119V118H114ZM115 119V121H117ZM155 119V118H154ZM187 119V120H188ZM196 119V118H195ZM195 119H194V122H195ZM202 119H199L198 120V122L199 121H201ZM236 119V118H235ZM236 119V120H237ZM248 119V118H247ZM258 119V118H257ZM262 119V118H261ZM120 120V119H119ZM158 120V119H157ZM186 120V119H185ZM197 120V119H196ZM207 120H204L203 122H206ZM245 120V119H244ZM255 120V119H254ZM153 121H155V120H152L151 122H153ZM159 121V120H158ZM193 121V120H192ZM209 121V120H208ZM110 122V123H109ZM150 122V123H151ZM156 122V121H155ZM154 122V123H155ZM178 122V121H177ZM184 122V121H183ZM183 122H181V123H183ZM188 122V121H187ZM187 122L185 123H183V125L184 124H187ZM190 122V124H193V122L191 123V121H189ZM202 122V121H201ZM203 122L201 123V124H203ZM239 122V121H238ZM237 122V123H238ZM243 122V121H242ZM248 122H250L249 120H247V123ZM253 122V121H252ZM115 123V122H114ZM117 123H118V121H117ZM124 123V122H123ZM123 123H121V124H123ZM131 123V122H130ZM131 123V124H132ZM179 123V122H178ZM259 123H261V122H259ZM112 124H113V122H112ZM162 124V123H161ZM189 124V123H188ZM195 124V123H194ZM197 121H196V126H197ZM244 124V123H243ZM258 124V123H257ZM111 125V124H110ZM124 125V124H123ZM129 125V123L127 124V126H125L126 127V129L128 130V133H130V130L132 129V127L130 128V130L127 128V127H129L128 126ZM151 125H153V123L151 124ZM150 125V126H151ZM160 125V124H159ZM175 125V124H174ZM180 125V124H179ZM199 125V124H198ZM253 125V124H252ZM254 125H255V123H254ZM262 125V124H261ZM112 126V125H111ZM114 126V125H113ZM147 126V127H146ZM191 126V125H190ZM202 126H204V125H202ZM152 127V126H151ZM177 127V126H176ZM179 127V126H178ZM182 127V125L180 126V128ZM185 126H183V128H184ZM201 127V126H200ZM200 127H198V128H200ZM205 127V126H204ZM204 127H202L203 129H204ZM244 127H246V125L244 126ZM243 127V128H244ZM262 127V126H261ZM108 128V129H107ZM112 128V127H111ZM110 128V129H111ZM119 128V127H118ZM158 128H160V127H158ZM179 128V129H180ZM186 128V127H185ZM197 128V129H198ZM264 128V127H263ZM107 129V130H106ZM157 129V128H156ZM172 130H173V128H171ZM176 129H178V128H176ZM190 129V128H189ZM191 129L193 130V125L191 126ZM195 129V128H194ZM196 129V130H197ZM201 129V128H200ZM118 130V129H117ZM133 130V129H132ZM149 130H151V128H149ZM149 130L147 131L146 130V132L145 133H148L149 132ZM155 130V129H154ZM161 130V129H160ZM174 130H175V127H174ZM182 130V129H181ZM188 131V129H187V131L189 132V133H191L192 134V132L194 131ZM195 130V131H196ZM202 130V129H201ZM242 130V129H241ZM244 130V129H243ZM246 130H247V128H246ZM114 131V130H113ZM134 131V130H133ZM132 131V132H133ZM183 131V130H182ZM182 131H180V132H182ZM184 131H186V130H184ZM183 131V132H184ZM170 132V131H169ZM182 132V133H183ZM188 132H186V133H188ZM196 132H198V130L196 131ZM203 132V131H202ZM218 132V131H217ZM127 133V134H128ZM144 133V132H143ZM144 133V134H145ZM157 133V132H156ZM176 133H178V132H176ZM185 133V132H184ZM188 133V134H189ZM195 133V132H194ZM193 133V135H197V134H194ZM239 133V132H238ZM258 133V132H257ZM109 134V133H108ZM131 134V133H130ZM134 134H136V133H134ZM134 134H132L133 136H136V135H134ZM150 135H152V133H149ZM155 134V133H154ZM170 134V133H169ZM190 134V135H191ZM205 134V133H204ZM240 134V133H239ZM238 134V135H239ZM131 135V136H132ZM139 135V134H138ZM137 135V136H138ZM146 135V134H145ZM148 135V134H147ZM157 134H155V136H156ZM177 135V134H176ZM182 135V134H181ZM263 135V134H262ZM140 136V135H139ZM142 136V135H141ZM152 136H154V135H152ZM168 136V135H167ZM186 136H188L187 134H186ZM197 136H199V134L197 135ZM196 136V137H197ZM200 136H201V133H200ZM199 136V137H200ZM243 136H244V134H243ZM250 136V135H249ZM111 137H112V135H111ZM146 137H148V136H146ZM157 137L159 138V136L157 135ZM156 137V139H158ZM161 137V136H160ZM189 137V136H188ZM193 137V136H192ZM198 137V138H199ZM202 137V136H201ZM211 137V136H210ZM245 137H247V136H245ZM252 137H253V135H252ZM110 138V137H109ZM125 138V137H124ZM136 138V137H135ZM138 138V137H137ZM143 138H145V137H140V139H142V141H149V140H147V139H145V140H143ZM153 138H155V137H153ZM184 138L185 137H183V140H184ZM193 138H195V137H193ZM204 138V136L202 137V139ZM206 138V137H205ZM241 138V137H240ZM106 139V138H105ZM104 139V140H105ZM108 139V138H107ZM133 139V138H132ZM148 139H151L150 138V136H149V138ZM160 139V138H159ZM173 140H174V138H172ZM187 139V138H186ZM190 139L191 138H189V141H190ZM200 139V138H199ZM220 139H221V137H220ZM247 139V138H246ZM137 140V139H136ZM152 140V139H151ZM151 140H150V142H151ZM155 140V139H154ZM154 140H152V141H154ZM164 141L166 140L165 138L163 139ZM162 140V141H163ZM170 140V139H169ZM177 140V139H176ZM176 140H175V142H176ZM195 140V139H194ZM214 140V139H213ZM248 140H249V138H248ZM135 141V140H134ZM141 141V140H140ZM172 140H170V143H172L173 144V141L171 142ZM178 141V140H177ZM186 141V140H185ZM196 141V140H195ZM243 141V140H242ZM245 141V140H244ZM243 141V142H244ZM147 142L145 143V144H147ZM160 140H159V144H160ZM179 142H180V139H179ZM183 142V141H182ZM187 142V141H186ZM186 142H185V144H186ZM192 142V141H191ZM190 142V143H191ZM218 142V141H217ZM102 143H104V141L102 142ZM141 143H143V142H141ZM140 143V144H141ZM149 143V142H148ZM164 143V142H163ZM162 143V145L164 146V144ZM178 143V142H177ZM177 143H175L174 145H176ZM181 143V142H180ZM179 143V144H180ZM187 143H189V142H187ZM250 143V142H249ZM151 144V143H150ZM171 144V145H172ZM192 144V143H191ZM190 144V145H191ZM236 144V143H235ZM158 145V144H157ZM161 145V144H160ZM161 145V146H162ZM182 145H183V143H182ZM195 145V144H194ZM194 145H191V146H194ZM197 145V144H196ZM217 145V144H216ZM121 146V145H120ZM141 146V145H140ZM148 146H149V144H148ZM150 146H152V145H150ZM150 146L149 147H147V149H145L144 150V152H140L141 154H140V156L138 155H133V158H132V160H130V158H128L127 160L129 161V162H124L123 160V158H121L123 155H120V153H119V148H117L118 149V151H116V154L118 155H116L115 157H116V159H118V161H120V160H122V162L123 163H119V165H118V162H117V168H116V170L118 169V171H117V174H116V172L114 171L113 172V174L115 175L114 177H111V176H109V177H111V178H109V179H107V181L105 182V188L104 189H102L101 187V189H102V191H100L99 189L100 188H98V190H96V192L95 193H97V195H96V198H97V196L99 195L98 193V191H100L101 193H100V196H98L99 197V199H98V201H97V199H95L96 200V202H94L95 204H97V202H98V204H99V208L100 209H98V210H95V211H101V213H103V215H102V217L104 218V220L101 218V215H98V218H99V216H100V220L102 219L103 220V222H104V224L102 225V226H113L112 228H114L115 226H117L118 224H123V222L126 220H128V218H132V220L135 222V220H134V215H136V214H133L134 212H136V209L138 208H140V209H142V210H140V211H143V210H145L143 207H145L146 205H148V203L146 204V202H148V201H152V205L154 206V204L155 205H157L156 203H157V201L156 202H154V200H156L157 199V197H156V199L154 198L155 196H157V195H160L161 193H165L164 194V197H166V193L167 192H170L169 190H172V188H175L176 189V193H181V191H182V193L180 194V195H182L183 194V190H179V187H181V186H183L184 185V187H185V184H187V182L188 183H190V180H191V183H192V185L194 184V182L192 181V180H194L193 179V177H196L197 176V178H196V181L198 180V178H199V180H201V178L203 177V176H205L204 174L207 172H205L204 174L201 172L202 170H200V167H198L199 168V170H197L196 168H197V165L195 166V172H194V176H192L191 177V179L190 180H188V181H186V183L184 182L185 180H184V178H183V181H181L180 179H181V177L179 176L180 174H181V171H182V169H186L187 167H188V165H187V167L185 168L184 166H181V171L180 170H177V168H178V166H177V168L176 167H174V168H176V172L175 173H173L174 172V168H173V166H172V168L171 167H169V163H171V162H173L174 160H172V159H174V158H166V156L165 157H163V159L164 158H166V159H168L167 160V162L168 161H170L169 163H168V165H166L167 163H162V162H164L163 161V159H162V162H161V160H159L158 162H157V160H155L154 161V164H153V157H155V155H154V153H156V152H158L157 150H160V147H159V149H157V150H155V152L153 151V150H150L149 148H150ZM159 146V145H158ZM166 147H167V149H168V147H170L169 145L167 146V145H165ZM179 146H181V145H179ZM191 146H189L188 145V147L190 148ZM202 146V145H201ZM153 147H155V146H153ZM172 147V146H171ZM170 147V148H171ZM174 147H176V149H177V145L176 146H174ZM173 147V148H174ZM182 147V146H181ZM180 147V148H181ZM185 147H187V144L185 145ZM187 147V148H188ZM196 147V146H195ZM198 147H200L199 145H197V148ZM206 147H207V145H206ZM211 147V146H210ZM243 147V146H242ZM94 148V149H95ZM156 148V147H155ZM169 148V149H170ZM173 148H171V149H173ZM179 148V147H178ZM180 148L178 149L179 150V152H180ZM186 148V149H187ZM188 148V149H189ZM197 148H195V149H197ZM216 148V147H215ZM113 149V148H112ZM116 149V148H115ZM121 149H122V147H121ZM125 149V148H124ZM124 149H122V150H124ZM127 149V148H126ZM164 149H166V148H164ZM168 149V150H169ZM170 149V150H171ZM175 149V148H174ZM174 149H173V151H174ZM191 149H192V147H191ZM191 149H189V150H191ZM194 149V148H193ZM192 149V150H193ZM193 150V151H196V150ZM199 149V148H198ZM198 149H197V151L196 152H198ZM202 149H204V148H201V149H199V150H202ZM142 150V149H141ZM181 150H182V148H181ZM184 150H185V148L182 150V153L184 152ZM191 150V151H192ZM205 150V149H204ZM207 150V149H206ZM205 150V151H206ZM212 150H213V148H212ZM215 150H217V149H215ZM92 151H93V149H92ZM121 151V150H120ZM128 151V150H127ZM161 151V153H162V149L160 150ZM111 152V150L109 151V153ZM113 152V151H112ZM122 152V151H121ZM124 152V151H123ZM165 152V151H164ZM177 152V151H176ZM209 152H211V151H209ZM115 153V152H114ZM169 153V155H170V157H171V153L170 152H168ZM175 153V152H174ZM191 153V152H190ZM190 153H188L189 155H190ZM194 153V152H193ZM199 153V152H198ZM202 154H204V152L202 151L201 152ZM125 155H126V153H124ZM138 154V153H137ZM163 154V153H162ZM165 154V153H164ZM167 154V153H166ZM192 154V153H191ZM197 154V153H196ZM195 153H194V156L196 155ZM206 154H209V156L211 155V153H206ZM115 155V154H114ZM120 155V156H119ZM154 155V156H153ZM174 155H176V153L174 154ZM178 155V154H177ZM201 155V154H200ZM205 155V154H204ZM112 156V155H111ZM135 156V157H134ZM158 156V155H157ZM164 156V155H163ZM168 156V155H167ZM179 156V155H178ZM184 156H185V154H184ZM193 156V157H194ZM208 156V155H207ZM208 156V157H209ZM120 159H119V158ZM130 157H132V154H131V156ZM190 157H191V155H190ZM195 157H197V156H195ZM207 157V158H208ZM180 158H182V155H181V157L179 156V158L177 159V156L175 157V159H177V160H179ZM186 158V157H185ZM198 158H200L199 156H198ZM201 158L203 159V155L201 156ZM206 158V157H205ZM210 158V157H209ZM150 159H151V161H152V163L151 162H149L150 161ZM161 159V158H160ZM171 159V160H170ZM183 160H184V158H182ZM182 159H180V160H182ZM188 159H190L189 158V156H188ZM127 160H125V161H127ZM191 161L193 160L192 159V157H191V159H190ZM208 160V159H207ZM206 160V161H207ZM185 161V160H184ZM183 161V162H184ZM191 161H190V163H191ZM194 161V160H193ZM196 161L198 162V159H196ZM196 161H194V162H196ZM200 161V160H199ZM204 161H205V159H204ZM224 161V160H223ZM116 162H114V163H116ZM165 162H166V160H165ZM175 162V161H174ZM187 162V161H186ZM188 162H189V160H188ZM187 162V163H188ZM203 162V161H202ZM208 162V161H207ZM227 162V161H226ZM233 163H234V157H233V161H232ZM231 162V163H232ZM178 163H179V161H178ZM178 163H176V165H178ZM181 164H182V162H180ZM185 163V162H184ZM183 163V164H184ZM201 163V162H200ZM199 163V164H200ZM206 163V162H205ZM204 163V164H205ZM230 163V162H229ZM233 163H232V167H233ZM264 163V162H263ZM112 164H113V162H112ZM172 164H174V166H176L175 165V163H171V165ZM180 164V165H181ZM182 164V165H183ZM189 164V163H188ZM193 164V163H192ZM192 164H189V166L190 165H192ZM226 164V163H225ZM228 164V163H227ZM121 165H123L122 167H121ZM154 165V166H153ZM170 165V166H171ZM186 165V164H185ZM222 165V164H221ZM220 165V167H222ZM230 165V164H229ZM121 168H120V167ZM205 166V165H204ZM208 166H210V163H209V165ZM225 166H227V165H225ZM115 167V166H114ZM201 167H202V165H201ZM217 167V166H216ZM228 167V166H227ZM227 167H226V169H227ZM120 168V169H119ZM203 168V167H202ZM207 168V170L209 169L210 170V168L209 167H206ZM219 168V167H218ZM231 167H228V170L230 169ZM173 169V170H172ZM187 169H189V167L187 168ZM186 169V170H187ZM191 169H192V167H191ZM194 169V168H193ZM192 169V170H193ZM222 169V168H221ZM220 169V170H221ZM224 169H225V167H224ZM223 169V170H224ZM233 169H235V168H233ZM232 169V170H233ZM246 169V168H245ZM248 169V168H247ZM73 170V169H72ZM112 170V169H111ZM190 170V169H189ZM204 170V169H203ZM216 170V169H215ZM71 171V170H70ZM178 171H180L179 173H177ZM212 171V170H211ZM210 171V172H211ZM214 171V170H213ZM217 171V170H216ZM215 171V172H216ZM219 171V170H218ZM222 171V170H221ZM220 171V172H221ZM235 171H237L236 169H235ZM145 172H147L146 174H144ZM189 171L187 170V173H188ZM191 172V171H190ZM189 172V173H190ZM192 172V173H193ZM209 172V171H208ZM214 172V173H215ZM239 172V171H238ZM104 172H102V174H103ZM182 173H183V171H182ZM186 173V172H185ZM184 173V174H185ZM213 173V174H214ZM236 173V172H235ZM235 173H234V176H235ZM208 175H209V178L211 177V176H213V179H212V181L214 180V176H215V174L213 175L212 173V175L211 174H209V173H207ZM221 174L224 176V178L226 177H229L231 174H233V171H232V173H230V171H228L227 172V170L226 171H223V173L221 172ZM243 174V173H242ZM109 175V174H108ZM190 174H188V178H190V176H189ZM216 175H218V174H216ZM182 176L184 177L185 175H183L182 174ZM199 176V177H198ZM202 176V177H201ZM219 176V175H218ZM222 176V177H223ZM237 176V175H236ZM252 176V175H251ZM186 177V178H187ZM206 177H207V175H206ZM220 177H221V175H220ZM221 177V178H222ZM104 178V177H103ZM224 178H222L221 180H223ZM234 178V177H233ZM254 178H255V176H254ZM99 178H97V180H98ZM203 179V178H202ZM216 179H218V178H216ZM220 179V178H219ZM218 179V180H219ZM228 179V178H227ZM226 179V180H227ZM242 179H243V176H242ZM247 179H249V178H247ZM104 180V179H103ZM102 180V181H103ZM198 180V181H199ZM206 180V179H205ZM221 180L219 181L220 183H221ZM254 180V179H253ZM105 181V180H104ZM104 181H103V183H104ZM196 181H195V183H196ZM203 181V180H202ZM202 181H199V182H202ZM216 181V180H215ZM229 181V180H228ZM247 181V180H246ZM96 182V181H95ZM198 182V183H199ZM206 182V181H205ZM218 182V183H219ZM224 182H226L225 180H224ZM242 182V181H241ZM259 182V181H258ZM264 182V181H263ZM203 183V182H202ZM212 183V182H211ZM217 183V182H216ZM217 183V184H218ZM223 183V182H222ZM228 183V182H227ZM236 183H237V181H236ZM250 183V182H249ZM206 184V183H205ZM242 184V183H241ZM188 185V184H187ZM194 185H197V184H194ZM210 185V184H209ZM228 185V184H227ZM230 185V184H229ZM239 185V184H238ZM259 185V184H258ZM102 186H103V184H102ZM190 186V184L188 185V187ZM231 186H233V185H231ZM243 186V185H242ZM260 186V185H259ZM92 187H94V186H92ZM104 187V186H103ZM172 187V188H171ZM202 187V186H201ZM212 187V186H211ZM240 187V186H239ZM258 187V186H257ZM96 188V189H97ZM186 188V187H185ZM242 188V187H241ZM91 189H93V188H91ZM181 189V188H180ZM190 189V188H189ZM225 189V188H224ZM224 189H222V190H224ZM255 189V190H254ZM254 189H252V190H250L249 192H246V193H241L240 194V191H239V193H237V192H232V193H226V191L228 190H226L225 192H224V194H220V195H215L214 193H213V195H215V196H213V197H208V198H204V199H202L201 197V199L199 200V201H196V199H195V201L193 200V201H190V200H188V199H185V197L184 198H180V197H178V199H176L177 198V196L175 197V200L179 203L178 204V207H179V210L178 211H175V210H173V211H175V213H178V215H179V221L177 220V222L175 223L174 221H173V219H172V222L174 223V226H172V228H171V226H170V228L171 229H168L169 230V232L166 234H163V235H159V236H162V237H158V234H157V240L159 241V245L161 246H159L158 248H161V251L159 250L158 251V249H157V252H159V253H155L156 255H161L160 257L158 256L157 258H145V257H133V256H130V257H128V258H123V259H117L116 261H112V260H110V261H112V262H105V260H104V264H243V262L241 263L240 261H229V260H225V259H222V258H219L218 256H217V254L219 255V253L218 252H220L219 250L222 248V245L223 244H225V240L227 239V237L230 235L229 233H231V229H232V231L234 230V229H236L237 228V225L242 221V222H245V218H247V217H249V215H252L253 214V211H258V209H261V207H263V205H264V192H262V191H257L256 189L257 188H254ZM168 190V191H167ZM185 190V189H184ZM192 190V189H191ZM243 190V189H242ZM89 191V190H88ZM164 191H167V192H164ZM218 191V190H217ZM87 192V191H86ZM195 192V191H194ZM221 191H219V193H220ZM243 192V191H242ZM185 193V192H184ZM210 193V192H209ZM208 193V194H209ZM221 193H223V192H221ZM88 194V193H87ZM162 194V195H163ZM168 194V193H167ZM186 194V193H185ZM211 194V193H210ZM95 195V194H94ZM155 195V196H154ZM169 195V194H168ZM176 195V194H175ZM174 195V196H175ZM200 195V194H199ZM198 195V196H199ZM206 195V194H205ZM205 195H200V196H204L205 197ZM161 196V195H160ZM173 196V195H172ZM186 196V198L187 197H189L190 195L189 194H187V195H185ZM197 196V195H196ZM195 196V197H196ZM211 196V195H210ZM159 197V196H158ZM163 197V196H162ZM169 197H171V195L169 196ZM169 197H167V198H169ZM92 198H94V197H92ZM92 198L90 199V200H92ZM154 198V199H153ZM166 198V199H167ZM197 198V197H196ZM162 199V198H161ZM173 199H174V197H173ZM194 199V198H193ZM87 200H89V199H87ZM198 200V199H197ZM55 201V200H54ZM53 201V202H54ZM161 200H158V202H160ZM162 201H164V200H162ZM171 201H172V199H171ZM170 201V202H171ZM52 202V203H53ZM87 202V201H86ZM92 202V201H91ZM90 202V204L91 205H93V202L91 203ZM165 202H166V200H165ZM164 202V203H165ZM162 203V202H161ZM164 203H162V205L164 204ZM169 203V202H168ZM175 202L174 201H172V204H169V206L170 205H173ZM97 204V205H98ZM145 206H144V205ZM177 204V203H176ZM89 205V204H88ZM143 205V207L141 208L140 206H142ZM149 205H150V203H149ZM152 205H150L153 209H155L157 206L159 207V205H157L155 208L152 206ZM50 206V205H49ZM95 208L96 207H98V206H96V205H93ZM90 207V206H89ZM167 207H168V205H167ZM172 207V206H171ZM176 207V206H175ZM93 208V207H92ZM147 208V207H146ZM160 208V207H159ZM165 208H166V206H165ZM173 208H174V206H173ZM173 208H171V209H173ZM177 208V207H176ZM264 208V207H263ZM44 209H46V208H44ZM43 209V210H44ZM138 209H137V212H138V215H139V211H138ZM151 209V208H150ZM151 210V211H155V210ZM158 209L156 208V211H157ZM162 210H164V209H161V211ZM167 210V209H166ZM42 211V210H41ZM40 211V212H41ZM94 211V210H93ZM146 211V210H145ZM172 211V210H171ZM172 211V212H173ZM45 212V211H44ZM68 212V211H67ZM148 212H150L149 210H148ZM147 212V213H148ZM163 212H166V211H163ZM162 212V213H163ZM171 212V213H172ZM28 213V214H29ZM70 213V212H69ZM147 213H145V215L147 214ZM158 213H160L161 214V212L160 211H158ZM167 213H169V207H168V212ZM166 213V214H167ZM252 213V214H251ZM255 213V212H254ZM41 214V213H40ZM40 214H38V215H40ZM43 214V213H42ZM70 214H72V213H70ZM75 214V213H74ZM83 214V213H82ZM98 214V213H97ZM133 214V215H132ZM140 214H141V212H140ZM154 214V213H153ZM153 214H151V215H153ZM159 214V215H160ZM173 214V213H172ZM171 214V215H172ZM21 215V214H20ZM31 216H29L31 219H30V221L33 219H35L33 216H32V214H30ZM77 216H78V214H76ZM137 215V216H138ZM143 215H144V212L142 213V217H143ZM147 215H149V214H147ZM151 215H150V218H151ZM155 215V214H154ZM156 215H157V212H156ZM22 216V215H21ZM36 216H37V214H36ZM41 216V215H40ZM69 215H67L66 216V218L68 217ZM72 216V215H71ZM74 216V215H73ZM95 216L97 217V215L95 214ZM131 216H133V217H131ZM256 216V215H255ZM17 217V216H16ZM28 217V216H27ZM33 217V218H32ZM38 217V216H37ZM81 217V218H80ZM80 217H74L75 219L76 218H78V220H79V218L80 219H82L84 216H80ZM88 217V216H87ZM145 217V216H144ZM143 217V219H144V221L146 220L145 218ZM165 216L163 215V218H164ZM171 217V216H170ZM173 217H175L174 215H173ZM252 217V216H251ZM1 218V217H0ZM25 218V217H24ZM65 218V217H64ZM147 218V217H146ZM154 218V217H153ZM172 218V217H171ZM177 218V217H176ZM15 219V218H14ZM68 219V218H67ZM85 219V218H84ZM135 219H136V217H135ZM159 219H160V217H159ZM165 219H169V217L167 218V216H166V218ZM164 219V220H165ZM3 220V221H4ZM19 220H21V219H19ZM22 220H24V219H22ZM21 220V221H22ZM33 220H32V222H33ZM36 220H38V219H35V221ZM70 221L72 220V219H69ZM74 220V219H73ZM72 220V223L74 222ZM91 220V219H90ZM95 220V219H94ZM97 221H98V219H96ZM138 220H139V217H138ZM158 219H156V221H157ZM162 218H161V221H159V222H161L162 223ZM170 220V219H169ZM174 220L176 221V219L174 218ZM244 220V221H243ZM9 221V222H10ZM17 221V220H16ZM28 221V220H27ZM66 221V220H65ZM131 221V220H130ZM150 221H152V220H150ZM157 221V222H158ZM166 221V220H165ZM168 221V220H167ZM171 221V220H170ZM170 221H169V223H170ZM5 222V223H6ZM19 221H17L16 222V224L18 223ZM24 222V221H23ZM31 222V223H32ZM67 222H69V221H67ZM75 222L76 223H74V224H78L79 222H77V220H75ZM82 222L84 223V221H83V219H82ZM1 223H3L4 224V222H2V219H1V221H0V224ZM63 223H64V220H63ZM71 223V224H72ZM99 223L100 222H98L97 224H98V226H99ZM127 223H128V221H127ZM143 223V222H142ZM168 223V222H167ZM168 223V224H169ZM173 223H171L172 225H173ZM12 224H14V223H12ZM11 224V226H13ZM21 224H23L22 222H21ZM27 224H29L28 222H27ZM26 224V222H25V225H27ZM34 224V223H33ZM69 224H70V222H69ZM74 224H72L71 226H73L74 227ZM101 224H102V222H101ZM131 224H132V222H131ZM140 224V223H139ZM152 224V223H151ZM156 224V223H155ZM155 224H153V225H155ZM158 224V223H157ZM160 224V223H159ZM163 224H165L164 222H163ZM163 224H161L160 226L162 227L161 229H163L164 227L162 226ZM168 224H165V225H168ZM170 224V225H171ZM6 225H8V223L6 224ZM15 225V224H14ZM17 225H20V223H18ZM25 225H24V227H25ZM66 225H68L67 223L65 224V226ZM83 225V224H82ZM84 225H88V224H84ZM125 225H127V224H125ZM144 225V224H143ZM150 225V224H149ZM3 227H4V225H2ZM1 226V227H2ZM9 226V225H8ZM11 226H9L10 228H11ZM29 226V225H28ZM27 226V227H28ZM95 226H96V224H95ZM97 226V227H98ZM106 227L107 229H106V231L105 232H108L109 234H111V233H113V230H112V232L110 233L109 231L111 230V229H109V231H107L108 230V228L109 227ZM121 226H123V225H121ZM120 226V227H121ZM240 226V227H239ZM242 226H243V224H242ZM241 225H238V227L240 228V230L242 231V229H241V227H242ZM2 227V229H4ZM16 227V226H15ZM24 227H22V225H21V228H24ZM76 227V226H75ZM80 228H81V225L79 226ZM97 227H94V228H92L94 231H95V228H97ZM131 227V226H130ZM153 227V226H152ZM167 227V226H166ZM236 227V228H235ZM5 230H7V226H5ZM20 228V227H19ZM18 228V229H19ZM67 228H68V226H67ZM80 228H79V230H80ZM100 228V227H99ZM105 228V227H104ZM118 229H119V225H118V227H117ZM154 228V227H153ZM157 228H158V226H157ZM157 228H155V229H157ZM168 228H169V226H168ZM239 228H237L238 230H239ZM242 228H244V227H242ZM13 229V228H12ZM17 229V230H18ZM73 229V228H72ZM91 229V230H92ZM101 229V228H100ZM117 229V230H118ZM149 229H151V228H149ZM154 229V230H155ZM164 229H167V228H164ZM11 230V229H10ZM16 230V229H15ZM20 230V229H19ZM74 230V229H73ZM78 229H77V227H76V229L74 230V231H77ZM79 230H78V232H79ZM85 230V229H84ZM97 230V229H96ZM4 231V230H3ZM3 231H1V233L3 232ZM87 231V230H86ZM114 231H115V229H114ZM149 231V230H148ZM157 231V230H156ZM159 231H161L162 232V230H160V228H159ZM165 231V230H164ZM236 231L237 230H235V231H233L232 233L234 234V233H236ZM240 231V232H241ZM6 233H7V231H5ZM13 232V231H12ZM16 232H18V231H16ZM22 233H23V230L21 231ZM93 232V231H92ZM97 232L98 233H100V232H103V230L101 231V230H97ZM115 232H117V231H115ZM151 232H153V229L151 230ZM155 232V231H154ZM158 232V231H157ZM157 232H155V234L157 233ZM239 232V231H238ZM237 232V234H239ZM0 233V234H1ZM20 233V232H19ZM75 233H77V232H75ZM95 233V232H94ZM104 233V232H103ZM148 233V232H147ZM5 234V233H4ZM10 234H11V232H10ZM9 234V232H8V235H10ZM13 234V233H12ZM11 234V235H12ZM15 234V233H14ZM89 234V233H88ZM90 234H91V231H90ZM96 234V233H95ZM94 234V235H95ZM104 234H106V233H104ZM153 234V233H152ZM152 234H147V235H149L150 237H151V235ZM237 234H236V236H237ZM2 235V234H1ZM1 235H0V237H1ZM7 235V234H6ZM5 235V236H6ZM10 235V236H11ZM92 235V234H91ZM93 235V236H94ZM113 235V234H112ZM145 235H146V233H145ZM146 235V236H147ZM92 236V237H93ZM96 236V235H95ZM95 236H94V238H95ZM98 236V235H97ZM97 236H96V238H97ZM105 236V235H104ZM155 236V235H154ZM153 235H152V238L154 237ZM235 236V234L233 235V237L235 238L236 237ZM4 237V236H3ZM3 237H1V238H3ZM7 237V236H6ZM9 237V236H8ZM7 237V238H8ZM88 236H86V238H87ZM90 235H89V238H88V240L90 241V238H92ZM99 237L101 238V235L99 234ZM98 237V238H99ZM149 237V238H150ZM230 237V236H229ZM231 237H232V235H231ZM5 238V237H4ZM7 238H5V239H7ZM14 238H16V236H13V239ZM102 238H103V234H102ZM139 238V237H138ZM142 238V236H140V239ZM143 238H144V234H143ZM142 238V239H143ZM148 238V239H149ZM237 238V237H236ZM11 239V238H10ZM12 239V240H13ZM105 239V238H104ZM230 239V238H229ZM228 239V240H229ZM2 240H4V239H2ZM2 240H0V241H2ZM85 240H87V239H85ZM88 240H87V242H85L86 244L85 245H87L88 243H90V242H92V241H90V242H88ZM95 240H97V239H95ZM95 240L93 239V241L95 242ZM146 240H147V237H146ZM155 240V239H154ZM153 240V241H154ZM227 240V241H228ZM7 241V240H6ZM8 241H11V240H9L8 239ZM84 241V240H83ZM98 241H99V239H98ZM97 241V242H98ZM141 241V240H140ZM142 241H144V240H142ZM230 241V240H229ZM232 241V240H231ZM3 242V241H2ZM81 242V241H80ZM107 242V241H106ZM139 242V241H138ZM148 242H150V247H152V246H154V245H156V241H155V243L151 246V244H152V242L151 241H148ZM234 242H236V240H234ZM233 242V244L235 245L236 243H234ZM144 243V242H143ZM226 243H228L229 244V242H226ZM4 244V243H3ZM147 243L145 242V245H146ZM231 244H232V242H231ZM0 245H2L1 243H0ZM104 245V244H103ZM110 245V244H109ZM134 245H135V243H134ZM137 245V244H136ZM140 245H141V242H140ZM140 245H137V246H139L140 247ZM237 245V244H236ZM4 246V245H3ZM2 246V247H3ZM91 246H92V244H91ZM90 246V247H91ZM107 246V245H106ZM136 246V247H137ZM142 246V245H141ZM148 247H149V244L147 245ZM158 246V244L156 245V247ZM229 246H233V245H230L229 244ZM228 245L226 246V248L227 247H229ZM104 247V246H103ZM143 251H145L146 250V252H148L147 250H148V247H146L145 248V246L143 245ZM155 247V246H154ZM88 248V247H87ZM131 248V247H130ZM135 248V247H134ZM142 248V247H141ZM205 249V251H204V255L202 256V258H196V254L198 253V252H195V250L196 249ZM233 249H235L236 248V246L235 247H232ZM239 248V247H238ZM3 249V248H2ZM103 249V248H102ZM131 249H133V248H131ZM140 248H138V250H139ZM223 249H224V246H223ZM0 250H1V248H0ZM231 249L229 248V250L227 249L226 251H224V252H227V251H230ZM239 250V249H238ZM137 251V250H136ZM151 251V249H149V252ZM221 251H222V249H221ZM5 252V251H4ZM4 252H2V253H0V255L1 254H3ZM90 252V251H89ZM103 252V251H102ZM112 252V251H111ZM140 251H138V253H139ZM148 252V253H149ZM153 252V251H152ZM163 253V254H161V253ZM203 252V251H202ZM223 252V251H222ZM221 252V254H223ZM233 252V251H232ZM238 251L236 250V253H237ZM7 253V252H6ZM143 253V252H142ZM151 253V252H150ZM234 253V252H233ZM8 254V253H7ZM10 254V253H9ZM82 254V253H81ZM94 254V253H93ZM129 254V253H128ZM153 254V253H152ZM152 254H150V255H152ZM154 254V255H155ZM227 254V253H226ZM226 254H224V255H226ZM228 254H232V253H228ZM227 254V255H228ZM6 255V254H5ZM98 255V254H97ZM96 255V256H97ZM142 255V254H141ZM146 255V253H144V255L143 256H145ZM155 255V256H156ZM224 255H221V256H224ZM234 255H236V254H234ZM17 256V255H16ZM76 256V255H75ZM138 256V255H137ZM220 256V255H219ZM233 256V255H232ZM1 257V256H0ZM5 257V256H4ZM12 257V256H11ZM22 257H24V256H22ZM21 257V258H22ZM30 257V256H29ZM69 257V256H68ZM76 257H78V256H76ZM80 257V261H81V258L83 257V256H79ZM85 257H87V256H84L83 258H82V260H84V258ZM89 257H91V256H89ZM94 257V256H93ZM101 257H102V255H101ZM234 257V256H233ZM32 258V257H31ZM70 258V257H69ZM71 258H75V257H71ZM71 258H70V261H72L71 260ZM105 258V257H104ZM114 259H115V257H113ZM230 258V257H229ZM1 259V258H0ZM36 259H38V258H36ZM43 259V258H42ZM41 259V261L40 262H44V259L42 260ZM56 259V258H55ZM94 259V258H93ZM98 259H101V258H99L98 257ZM102 259H103V257H102ZM101 259V260H102ZM8 260V259H7ZM22 260V259H21ZM29 260V259H28ZM32 260H34L33 258H32ZM74 260V259H73ZM77 260H79V259H77ZM86 260V259H85ZM91 260V259H90ZM97 260V259H96ZM95 260V261H96ZM106 260H107V258H106ZM5 260H3V259H1L0 260V262H4ZM11 261V260H10ZM9 260H8V262L6 261V263H9L10 262ZM12 261H13V259H12ZM11 261V262H12ZM15 261H16V258H15ZM15 261H14V263H15ZM22 261H24V260H22ZM30 261V260H29ZM28 261V262H29ZM37 260H35L34 262L36 263V264H38L37 262H36ZM51 261V260H50ZM58 261V260H57ZM64 261H66V260H64ZM87 261V260H86ZM88 261H89V259H88ZM98 261V260H97ZM100 261V260H99ZM103 261V260H102ZM109 261V260H108ZM256 261V260H255ZM254 261V262H255ZM10 262V263H11ZM17 262V261H16ZM26 262V261H25ZM27 262V263H28ZM75 262V261H74ZM92 262V261H91ZM264 262V261H263ZM13 263V262H12ZM18 263H19V261H18ZM24 263V262H23ZM31 263V262H30ZM32 263H33V261H32ZM31 263V264H32ZM35 263H33V264H35ZM41 263V264H42ZM45 263V262H44ZM66 263H67V261H66ZM68 263H70V264H72V262H68ZM80 262H78V264H79ZM81 263H82V261H81ZM84 263V262H83ZM88 263V262H87ZM90 263V262H89ZM247 263V262H246ZM245 263V264H246ZM259 263H260V261H259ZM2 264H4V263H2ZM20 264V263H19ZM26 264V263H25ZM40 264V263H39ZM48 264V263H47ZM50 264H51V262H50ZM54 264V263H53ZM64 264V263H63ZM86 264V263H85ZM93 264V263H92ZM97 264V263H96ZM249 264H250V262H249ZM253 264H256V263H253ZM261 264V263H260ZM264 264V263H263Z\"/></svg>",
	"mask_w": 264,
	"mask_h": 264
}]
</instances>
